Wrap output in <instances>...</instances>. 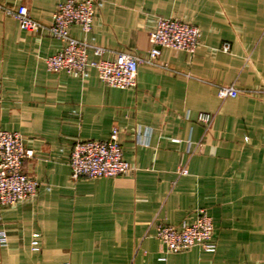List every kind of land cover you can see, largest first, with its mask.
I'll list each match as a JSON object with an SVG mask.
<instances>
[{
  "label": "crops",
  "instance_id": "1",
  "mask_svg": "<svg viewBox=\"0 0 264 264\" xmlns=\"http://www.w3.org/2000/svg\"><path fill=\"white\" fill-rule=\"evenodd\" d=\"M62 1L0 4L25 6L47 26ZM100 1L90 33L70 34L103 48L102 59L146 60L157 17L196 26L200 45L193 55L160 49L156 65H139L134 88L112 89L94 69L85 79L48 72L44 59L63 44L0 11V131L22 136L32 151L23 172L40 183L33 199L0 206V264H264V0ZM219 86L240 93L220 99ZM114 129L135 170L73 180V145L107 141ZM201 209L216 251L166 253L157 226L177 228Z\"/></svg>",
  "mask_w": 264,
  "mask_h": 264
},
{
  "label": "built area",
  "instance_id": "2",
  "mask_svg": "<svg viewBox=\"0 0 264 264\" xmlns=\"http://www.w3.org/2000/svg\"><path fill=\"white\" fill-rule=\"evenodd\" d=\"M102 7L100 0H65L59 2L52 14L49 25H42L33 20L25 6L3 7L0 11L13 18L26 32H43L59 40L63 46L55 54L44 59L46 70L50 73H65L74 78L85 79L90 69L97 72L98 79L108 88L118 90L132 89L140 64L156 65L160 49L181 51L193 55L200 45L199 28L181 20L157 17L149 35L152 48L146 60L137 55L119 53L111 60L102 59L105 50L92 46L85 40L76 39L70 30L78 28L81 33H90L96 12ZM92 51L94 59L89 58ZM223 51L228 50L224 46ZM240 91L232 86H219L217 96L220 99L235 98ZM188 117V114L186 115ZM197 122L208 126L212 121L209 113L200 112ZM32 157L22 136L17 132L0 131V206L13 207L33 199L40 188V183L23 172L22 163ZM68 166L73 180L85 178H114L134 171L124 160L123 148L117 130H112L107 141H78L69 155ZM177 174L186 175L187 169L177 168ZM214 226L210 216L203 209L196 212L192 222L183 221L179 227L161 223L156 228L155 238L163 245L168 254H177L199 247L206 253H214ZM40 235L33 234L30 248L40 251ZM0 242H5L4 233H0ZM165 258H160L164 261Z\"/></svg>",
  "mask_w": 264,
  "mask_h": 264
}]
</instances>
